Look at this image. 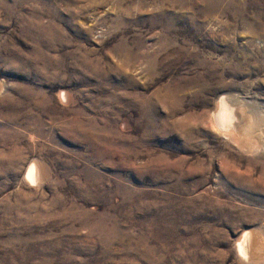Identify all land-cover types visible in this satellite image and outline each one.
Listing matches in <instances>:
<instances>
[{"label": "rangeland", "instance_id": "1", "mask_svg": "<svg viewBox=\"0 0 264 264\" xmlns=\"http://www.w3.org/2000/svg\"><path fill=\"white\" fill-rule=\"evenodd\" d=\"M224 94L264 118V0H0V264H264Z\"/></svg>", "mask_w": 264, "mask_h": 264}, {"label": "bare ground", "instance_id": "2", "mask_svg": "<svg viewBox=\"0 0 264 264\" xmlns=\"http://www.w3.org/2000/svg\"><path fill=\"white\" fill-rule=\"evenodd\" d=\"M216 6H217V4H215L213 6V8H217ZM211 8L212 7L209 6L206 8L205 11H208ZM189 25H192V24H189ZM165 27L168 29H171L173 27V22L172 23H166ZM191 30L194 31V34H200L201 33V31H199V30H201V27H198V26L191 28L190 31ZM170 45H171V42L162 39L160 42V45H159V50L164 51ZM130 52L131 51H129L128 53H130ZM133 55H132V58H133ZM158 56L159 55L157 52L150 56V58H149V66L150 67H153L155 65L156 61H158ZM257 111H259V110H257ZM254 114L255 113H253V110L251 108V104L249 102H246L245 100H242V99L236 100L231 95L224 94V95H221L217 101V107H216L215 114H214L215 116L213 115V117H215L214 122L216 123L217 127L220 129V131L224 135L227 136V135L236 134V137H237L236 140L238 139L237 141L239 143L241 142L244 144L245 141L247 142V140H249L251 143V146H252V145H255V143H256L255 142L256 140L254 138L252 130H255L253 128L258 126L260 124V122H262L264 120V118L262 119L261 117L256 116ZM233 138H235V137H233ZM248 144H249V142H248ZM39 173L40 172H39V167H38L37 162H32V164L28 168V171L26 173V177L29 181H37V179H39L38 177L40 176ZM237 243H238L237 248H238L240 255L242 257H246V258L250 259V257L253 255V247H254V243H255L254 239H253L252 232L249 230L245 231L242 234V236L239 238ZM246 258H244V259H246ZM246 260H248V259H246Z\"/></svg>", "mask_w": 264, "mask_h": 264}]
</instances>
